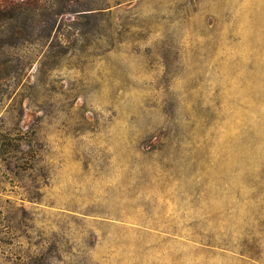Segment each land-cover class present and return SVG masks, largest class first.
<instances>
[{
    "label": "rangeland",
    "instance_id": "obj_1",
    "mask_svg": "<svg viewBox=\"0 0 264 264\" xmlns=\"http://www.w3.org/2000/svg\"><path fill=\"white\" fill-rule=\"evenodd\" d=\"M0 264H264V0H0Z\"/></svg>",
    "mask_w": 264,
    "mask_h": 264
}]
</instances>
